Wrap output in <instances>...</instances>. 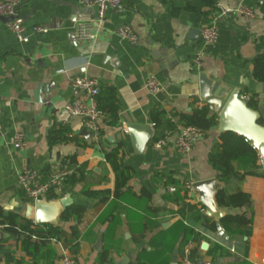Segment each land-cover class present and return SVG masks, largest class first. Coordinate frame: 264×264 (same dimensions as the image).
<instances>
[{
	"label": "crops",
	"instance_id": "obj_1",
	"mask_svg": "<svg viewBox=\"0 0 264 264\" xmlns=\"http://www.w3.org/2000/svg\"><path fill=\"white\" fill-rule=\"evenodd\" d=\"M1 1L19 2L18 13L24 17L29 41H20L0 20V206L5 212L27 218L24 210L31 204L18 183V173L26 167L44 172L52 163L75 157L88 170L83 181L66 183L55 197L67 199L68 206H86L83 219L88 224L87 239L81 235L74 238V220L64 222L61 218L62 240L52 241L32 257L0 224V241L16 250L22 264H59L68 252L79 264H100L103 250L108 252L110 264L123 257L130 259L129 264H135L138 257L146 263L173 264V249L185 234V226L200 234L201 240L193 241L194 259L211 264H264V163L259 153V175H246L238 182L236 178L221 179L209 161L210 150L221 134L218 121L206 139L188 154H178L174 148L178 129L185 125L180 114L191 112L193 104H206L200 98L201 72L229 93L237 89L246 98L255 94L258 81L253 76L252 62L264 52V0H217L213 8L210 0H130L118 10L109 9L101 26L92 21L96 37L91 42L81 41L75 28L82 19L96 16V9L83 7L79 0H66L78 5V9L53 0ZM239 6L254 9L256 17L247 20L239 13ZM224 9L232 14H226ZM207 23H215L219 34L207 46L199 68L193 58L202 47L200 30ZM123 24L132 26L140 37L136 45L117 35ZM36 25L46 26L48 32L33 33ZM74 75L97 77L101 91L104 86L115 90L118 118L113 123L104 118L98 141L81 118L64 109L73 99L69 78ZM148 75L161 85L156 94L145 87ZM50 82L54 83L52 93L43 90L39 102V86ZM46 99L51 104L44 103ZM156 106L167 112L175 127L155 124L150 111ZM56 123L66 127L68 136L74 139L50 144L48 135ZM17 131L26 136L27 144L22 149L13 145ZM163 138L166 144L156 148L154 143ZM144 139L146 144H142ZM118 143L124 145L118 163L127 169L129 180L115 197L116 171L105 153ZM236 164L248 165L249 160L240 158ZM211 178L222 183L220 189L232 192L241 188L250 204L242 208L217 204L222 216L205 218L207 209L197 200L196 190L192 201L182 197L176 201L179 194L168 191L172 185L180 189L187 181ZM87 189L109 190L111 194L102 201L99 196L84 194ZM188 206L208 223L219 222L228 238L210 231ZM227 214L243 216L246 221L222 225L221 219ZM100 232L102 251L93 247ZM75 242L78 245L74 252Z\"/></svg>",
	"mask_w": 264,
	"mask_h": 264
},
{
	"label": "trees",
	"instance_id": "obj_2",
	"mask_svg": "<svg viewBox=\"0 0 264 264\" xmlns=\"http://www.w3.org/2000/svg\"><path fill=\"white\" fill-rule=\"evenodd\" d=\"M167 2L169 0H161ZM217 0H210L211 8L215 7ZM128 4L130 0H125L124 3ZM253 76L258 82H264V52L257 55L253 59ZM248 94V92L244 93ZM100 109L104 112L105 118L108 123H113L118 118L119 102L115 93V90L111 86H104L102 91L97 97ZM259 100L255 94L248 96V105L251 108L256 109L258 107ZM150 115L155 124L166 123L169 126L175 127L176 123L167 116V112L156 106L150 111ZM180 121L185 125H196L209 133L216 125L218 121L217 113H212L208 105L197 106L193 104L192 110L189 113H181ZM260 124L264 125V119H260ZM68 129L61 124H54L48 135V141L50 144L58 142L72 141L74 138L69 137ZM124 152V145L122 143L116 144L112 149L105 153V159L110 162L116 171V185L114 190V196L117 197L122 192L123 188L127 186L129 175L127 169H122L118 160L121 154ZM240 158H246L249 160L248 165H237ZM63 161H67L74 172L67 178L68 184H75L83 181L88 173L87 166L80 164L76 161L75 157L65 158ZM209 161L212 166L218 171L220 178L223 180L236 178L238 182H241L246 175H259L257 169L259 167V156L257 150L241 135L234 132H224L218 135L209 153ZM49 168L44 170L43 173L47 175ZM84 194L88 196H99L102 201L109 198L111 192L109 190L94 191L87 189ZM57 195L51 193L50 199L55 198ZM176 201L181 199L180 195L176 196ZM216 202L220 207H235L242 208L250 204L249 197L241 190L236 188L234 191L229 192L227 189L222 188L216 193ZM188 209L195 216L197 220L202 221L210 231H217L215 223H208L203 220L200 215L195 214L194 207L188 206ZM86 210L85 205L71 204L68 206L61 218L64 222L74 220V225L71 228L74 238L87 239L89 232L87 231L88 224L83 219V214ZM243 216L227 214L221 219L222 225L226 223L245 222ZM0 224L3 226L4 231L10 233L16 240L17 245L27 255L34 257L39 251L48 248L52 241H61L63 238V231L61 227H54L48 224H38L30 219H27L19 214L13 212H5L0 206ZM185 236L183 238L180 250L190 240L200 241V234L196 233L193 228L185 226ZM78 242H75L73 251L75 252ZM195 250H192V256L195 255ZM1 261H5V264H22L20 258L16 257V250L12 247H8L5 243L0 241V264ZM111 260L108 257V252L103 250L99 256L100 264H110ZM135 264H153L141 261L138 257Z\"/></svg>",
	"mask_w": 264,
	"mask_h": 264
},
{
	"label": "built area",
	"instance_id": "obj_3",
	"mask_svg": "<svg viewBox=\"0 0 264 264\" xmlns=\"http://www.w3.org/2000/svg\"><path fill=\"white\" fill-rule=\"evenodd\" d=\"M125 0H79L80 4L86 8L96 9L95 20L98 25L103 24L105 15L109 9L120 8L124 5ZM18 1H1L0 16L13 17L7 23L20 41H29V36L26 35V27L24 19L19 13L15 12ZM238 11L247 20H252L256 17L254 9L246 6H239ZM93 23L90 27L84 24L81 27L79 39L84 42H91L96 35L92 30ZM33 33H46L48 28L42 25L32 27ZM219 34L218 26L215 23H207L200 30L202 47L196 51L193 58V63L201 68L206 55L207 46L213 44ZM117 35L131 45H136L140 41V37L134 31L132 26L128 24L120 25L117 29ZM69 84L72 90L73 99L65 105V111L70 115L82 119L86 129H88L95 141L100 139L101 122L105 118L104 112L100 109L98 103V95L101 85L97 77L87 75H74L69 78ZM146 89L156 94L160 91L161 85L153 75H148L145 80ZM207 132L196 125H182L179 127L174 148L178 154L186 155L199 142L205 140ZM166 139H158L154 146L160 148L166 144ZM26 136L23 131H17L14 135L13 145L15 148L22 149L26 146ZM74 172L73 167L67 161H58L52 163L47 175L40 170L26 167L18 173V183L21 190L28 200L29 204L33 205L36 201L50 199L51 193L56 195L61 192L66 186L67 178ZM194 181L185 182L180 189L172 185L168 187L170 193L179 194L186 201H192V193L195 192ZM193 241L186 243L180 252V264H211L209 261L194 259L192 256ZM59 264H79L76 257L70 252L65 253L60 258Z\"/></svg>",
	"mask_w": 264,
	"mask_h": 264
},
{
	"label": "water",
	"instance_id": "obj_4",
	"mask_svg": "<svg viewBox=\"0 0 264 264\" xmlns=\"http://www.w3.org/2000/svg\"><path fill=\"white\" fill-rule=\"evenodd\" d=\"M58 5L79 8L78 5L71 1L66 0H53ZM20 4L15 8V12L18 13ZM86 9V8H85ZM119 8H116L118 10ZM93 10V9H92ZM226 14L231 15V11L224 9ZM22 18L23 15H20ZM13 17H1L0 20L8 23ZM97 17L92 15L91 18L82 19L76 24V33L79 38L81 27H90L92 21ZM196 32V31H195ZM199 32V31H198ZM200 83V98L208 105L212 113L218 114V127L219 132L224 133L227 131L235 132L243 136L247 141L251 142L253 147L258 150L261 161L264 163V125L260 124V119H264V101L258 104L256 109L251 108L248 105V98L241 96V91L234 90L229 91L222 87V85L211 79L205 72L199 74ZM54 83L50 82L46 85L39 86L38 101L42 102L41 95L44 90L45 93L51 94ZM255 94L258 96V100L264 99V82H257L255 85ZM46 104H51L50 99L43 101ZM147 140L144 139L142 144H146ZM141 144V145H142ZM194 187L198 192L197 200L202 202L206 207V216L218 215L222 216V212L217 209L216 193L222 187V183L217 178H211L194 182ZM69 201L60 198H51L48 200L36 201L33 205H27L25 207L24 216L29 219H33L38 224H48L54 227H59L61 223V216L68 206ZM217 231L222 237L228 238L224 232L221 224L216 223ZM185 234L183 233L179 238L175 248L173 249V264H178V255L180 253V247ZM103 233L98 234L97 240L93 247L102 251ZM207 244L204 243L203 247ZM130 259L123 257L115 264H129Z\"/></svg>",
	"mask_w": 264,
	"mask_h": 264
}]
</instances>
